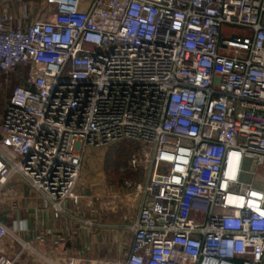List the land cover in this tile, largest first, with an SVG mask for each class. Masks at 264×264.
I'll return each mask as SVG.
<instances>
[{"label":"built area","instance_id":"2783aa9c","mask_svg":"<svg viewBox=\"0 0 264 264\" xmlns=\"http://www.w3.org/2000/svg\"><path fill=\"white\" fill-rule=\"evenodd\" d=\"M18 1L0 0V191L67 214L85 151L132 140L130 247L91 264H264V0ZM22 231L0 221L20 245L0 264H56Z\"/></svg>","mask_w":264,"mask_h":264},{"label":"crops","instance_id":"0c3cea01","mask_svg":"<svg viewBox=\"0 0 264 264\" xmlns=\"http://www.w3.org/2000/svg\"><path fill=\"white\" fill-rule=\"evenodd\" d=\"M86 8L87 4H83ZM5 80L0 76V83ZM10 92L0 91V126L7 99ZM3 99H2V98ZM4 103L5 105H1ZM84 157L79 185L76 193L80 197V207L68 200V213L56 215L43 199L29 187L28 184H17L9 181L0 191V221L11 228L15 222L26 220L29 231H22L20 236L31 244H40L46 252L54 256L48 260L56 264H65V256H73L85 261L80 264H91L92 261L107 259L106 256L122 257L130 247V234L127 224L131 222L126 216L128 204L133 202L125 197L119 200L117 188L119 185L109 184L105 169V151L100 153L95 148H88ZM102 211L101 223L87 225L83 221L92 219L91 205ZM139 204V203H138ZM139 206V205H138ZM137 213V212H136ZM135 213V215H136ZM134 215V216H135ZM43 236L44 241H40ZM20 245L7 236L0 242V252L13 257ZM35 248V246L33 245ZM37 251V249L35 248ZM23 264H39V257L33 253L27 254ZM48 263L44 260L41 264Z\"/></svg>","mask_w":264,"mask_h":264},{"label":"trees","instance_id":"16d2710c","mask_svg":"<svg viewBox=\"0 0 264 264\" xmlns=\"http://www.w3.org/2000/svg\"><path fill=\"white\" fill-rule=\"evenodd\" d=\"M140 147V143L132 140L109 146L105 155V169L109 184L120 185L126 179H138L143 176V168L140 167L137 171L128 168L129 160Z\"/></svg>","mask_w":264,"mask_h":264},{"label":"rangeland","instance_id":"374dc122","mask_svg":"<svg viewBox=\"0 0 264 264\" xmlns=\"http://www.w3.org/2000/svg\"><path fill=\"white\" fill-rule=\"evenodd\" d=\"M27 1H29V3L33 6V4L35 2H36V5H37L41 0H27ZM13 2L15 4V6H18V2H19L18 0H13ZM1 105H5V104L2 103ZM108 148H95V149L99 150L100 153L101 152L103 153L105 151V155H106V152H107ZM87 151L88 150L85 151V154H88ZM250 166H251L250 161L246 160L245 161V165H244L245 169H250ZM162 172H165L164 168L162 169ZM127 177H130V176H127ZM242 179L245 180V181L249 180V175L248 174H243L242 175ZM138 205H139L138 203H136V204L133 203V205H131V203L128 204L127 209H126L127 210L126 211V216L128 218L130 217V220L134 218L135 213L138 211ZM98 223L100 224L101 221H98ZM33 245L35 246V248L37 249L38 252H41V253L45 254V256L48 257V258L55 259L54 256H52L50 253L46 252V250L40 244H34L33 243ZM106 258L107 259H112L111 257H108V256H106ZM118 259L119 258L114 257V260H118ZM39 262H40L39 264H41L40 258H39ZM45 264H50V263H45Z\"/></svg>","mask_w":264,"mask_h":264}]
</instances>
